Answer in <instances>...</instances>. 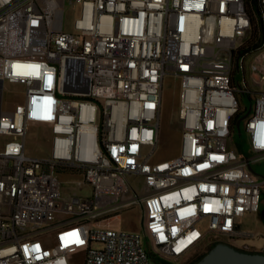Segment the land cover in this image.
Instances as JSON below:
<instances>
[{
  "label": "built area",
  "instance_id": "built-area-1",
  "mask_svg": "<svg viewBox=\"0 0 264 264\" xmlns=\"http://www.w3.org/2000/svg\"><path fill=\"white\" fill-rule=\"evenodd\" d=\"M258 3L260 14L245 0H0V264H70L69 244L44 241L67 230H84V264H154L142 234L92 227L135 206L153 246L176 261L208 235L248 236L240 221L259 212L264 189L249 170L264 159ZM68 5L80 7L74 33ZM167 76L181 80L182 148L152 162ZM7 83L23 85L24 103L4 107ZM241 94L252 98L246 153L230 146ZM33 119L50 127L48 158L26 154ZM60 173L80 175L91 194L65 197Z\"/></svg>",
  "mask_w": 264,
  "mask_h": 264
},
{
  "label": "rangeland",
  "instance_id": "rangeland-1",
  "mask_svg": "<svg viewBox=\"0 0 264 264\" xmlns=\"http://www.w3.org/2000/svg\"><path fill=\"white\" fill-rule=\"evenodd\" d=\"M80 7L73 10L69 5L66 7V15L64 22V30L69 33H74V24L76 19L80 17ZM254 59V54H250L247 57L248 64ZM56 80L51 79L49 82V89L55 90ZM240 108L248 112L252 100L249 96L238 95ZM25 101V91L21 84L7 83L4 91V107L10 108L16 104H22ZM180 102H181V80L176 79L173 76H167L164 80V88L162 94V106L160 112V130L159 139L156 151L152 157V162H160L169 160L180 156L182 148V134H183V122L180 118ZM47 99L43 97L36 98L34 102V110L36 115H41L40 111L47 105ZM30 122L28 128V135L26 139V154L36 158H48L51 153V133L48 125H39ZM242 135L239 137L238 133L234 132L230 142L232 150L236 153L247 152L248 145L246 142V134L244 131V122L241 125ZM8 138H2V143H6ZM151 149L143 150V155L147 156ZM252 168L255 173L264 177V159L256 164H253ZM59 180L62 184V192L65 197H79L82 195H90L92 190L89 186H83V189L78 187L77 181L81 179L80 175H69L60 173L58 174ZM130 182L133 187L139 192V194H145L144 179L141 176L130 177ZM262 199L264 202V189ZM144 210L142 206H135L120 214L111 216L104 220L94 222L92 227L97 230L101 229H114L117 231L125 232H138L142 234L141 244L143 248L149 253L154 264H163V257L166 255L161 251L158 246H153L150 238L145 235L144 232ZM255 219L258 216L257 213L252 214ZM250 217V216H248ZM260 221V217H258ZM246 222V221H245ZM245 222H243V230H245ZM258 232L254 234L255 238L251 239V244L257 249H262L264 245V227H259ZM75 230V229H74ZM66 235L63 232L52 233L44 237V241L48 245H57L59 247L69 244L68 247V259L70 264H84V258L86 254V241L78 239L84 234V230H67ZM71 233V234H70ZM66 236V237H65ZM70 237V240H69ZM69 240V241H68ZM205 238L203 245L199 247V251L206 254L218 243H227L229 240L225 238H219L217 241ZM68 241V242H67ZM101 244H94L93 248L96 250L102 249ZM240 250V249H239ZM245 251V250H241ZM190 256L188 255L187 258Z\"/></svg>",
  "mask_w": 264,
  "mask_h": 264
},
{
  "label": "water",
  "instance_id": "water-1",
  "mask_svg": "<svg viewBox=\"0 0 264 264\" xmlns=\"http://www.w3.org/2000/svg\"><path fill=\"white\" fill-rule=\"evenodd\" d=\"M251 109L242 116L237 122V131L241 132L242 122L248 117ZM249 170L255 176H261L255 173L252 166ZM196 264H264V253H253L241 251L230 244L218 243L208 253H206Z\"/></svg>",
  "mask_w": 264,
  "mask_h": 264
},
{
  "label": "crops",
  "instance_id": "crops-1",
  "mask_svg": "<svg viewBox=\"0 0 264 264\" xmlns=\"http://www.w3.org/2000/svg\"><path fill=\"white\" fill-rule=\"evenodd\" d=\"M253 213H247L245 214L241 221H240V230L247 233V237L246 238H242L240 239L239 244L241 246H247V252H253V253H264V245L262 247V249H257L255 246H253L251 244V239H254L255 236V232L257 233L258 230L260 229L259 227H264V223L262 221V219L260 218V221H258V216H256V218L254 219L252 216ZM250 216V217H248ZM246 221V222H245ZM243 222H245V230H243Z\"/></svg>",
  "mask_w": 264,
  "mask_h": 264
},
{
  "label": "flooded vegetation",
  "instance_id": "flooded-vegetation-1",
  "mask_svg": "<svg viewBox=\"0 0 264 264\" xmlns=\"http://www.w3.org/2000/svg\"><path fill=\"white\" fill-rule=\"evenodd\" d=\"M258 217H260L264 223V202L262 199V203H261V207L259 212H257ZM204 240H202V242L195 248L192 249V251L188 254L190 257L187 258V256H185L184 258H181L180 260H174L172 257H163V264H196L202 257H203V252L199 251V247H201V245H203ZM240 240H233L230 241L229 244L232 245L233 247L240 249V250H245L247 251V246H241L239 244ZM249 252V251H248Z\"/></svg>",
  "mask_w": 264,
  "mask_h": 264
},
{
  "label": "trees",
  "instance_id": "trees-1",
  "mask_svg": "<svg viewBox=\"0 0 264 264\" xmlns=\"http://www.w3.org/2000/svg\"><path fill=\"white\" fill-rule=\"evenodd\" d=\"M246 1V4H247V6H248V8H249V10H256L257 11V13L258 14H260L261 13V7L259 6V3H258V0H245ZM262 29H263V27H262V24H261V21H259V22H257L256 24H255V26H254V30H253V36H254V38L256 39V38H258V36H259V34L262 36ZM257 42L259 43L260 42V40H257ZM257 46V44L256 43H253V48H255ZM251 100H252V98H251ZM246 114V111L245 110H243V109H241L240 108V111H239V113L233 118V120H232V132L234 133H238L237 135H239V137L242 135V134H239V132L237 131V122H238V120L242 117V116H244ZM244 122V121H243ZM205 238H208V239H210V240H215L216 238L213 236V235H208V236H206ZM210 251V250H209ZM208 251V252H209ZM207 252V253H208ZM205 255V254H204ZM203 255V256H204Z\"/></svg>",
  "mask_w": 264,
  "mask_h": 264
}]
</instances>
